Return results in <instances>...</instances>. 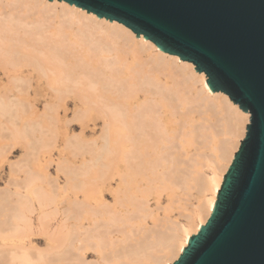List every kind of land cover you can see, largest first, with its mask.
<instances>
[{
    "label": "bare ground",
    "instance_id": "bare-ground-1",
    "mask_svg": "<svg viewBox=\"0 0 264 264\" xmlns=\"http://www.w3.org/2000/svg\"><path fill=\"white\" fill-rule=\"evenodd\" d=\"M0 71L7 91L0 99V117L10 123L13 135L24 137L29 153L36 146L31 138L40 131V122L30 125L23 118V107L31 103H66L72 107L63 112L71 116L69 123L80 124L73 128H80L81 135L98 134L91 144L101 142L95 144L96 155L81 163L84 174L91 172L81 184L79 169L58 165L64 187L73 181V190L83 191L81 199L38 195L37 187L35 199L17 193L10 200L9 190L0 195V264L175 261L210 216L249 114L224 94L212 93L192 64L136 38L117 22L56 0H0ZM76 142L68 141L74 155L88 150ZM24 158L19 164L31 157ZM140 183L148 187L142 190ZM154 190L157 195L168 192V203L157 198L152 210ZM193 190L201 198L196 206L189 202ZM119 206L126 212L133 208L128 212L137 220L119 222L116 236L111 228L121 216ZM173 210L186 219L185 225L170 219ZM55 216L59 220L53 224ZM148 217L151 227L145 223ZM36 231L58 241L41 250L32 243ZM87 251L96 254V262H87Z\"/></svg>",
    "mask_w": 264,
    "mask_h": 264
},
{
    "label": "water",
    "instance_id": "water-1",
    "mask_svg": "<svg viewBox=\"0 0 264 264\" xmlns=\"http://www.w3.org/2000/svg\"><path fill=\"white\" fill-rule=\"evenodd\" d=\"M56 1L191 63L212 93L249 113L210 216L171 264H264V0Z\"/></svg>",
    "mask_w": 264,
    "mask_h": 264
},
{
    "label": "rangeland",
    "instance_id": "rangeland-1",
    "mask_svg": "<svg viewBox=\"0 0 264 264\" xmlns=\"http://www.w3.org/2000/svg\"><path fill=\"white\" fill-rule=\"evenodd\" d=\"M199 74H201V73H199ZM2 75H3V72L0 71V79L2 78ZM6 96H7V91H6L5 87L0 84V99L4 98ZM65 104L66 103H61V105L59 107L51 104V106H49V107L52 109V111L53 110L54 111L53 112L50 111V114L48 111L49 107L47 106V104H44V103H38V104H33V105L31 103L30 105L27 104L23 107L25 109V114H23V118L25 117V119H27L28 121L31 120L30 125H33V124L35 125V124H38L40 122L38 124L40 131H38L36 133V137L31 138L33 141H34V139L37 140V141L35 140V142H36V146L38 148H36V146H35V151H34L35 153L31 152V151L29 153L28 147L26 146L27 141L24 140V137L22 138V136H19L17 134H16L17 137L18 138L20 137V138L18 139L15 134H14L15 135V137H14V135L12 133V131L14 129H12V127L10 126V123L7 121L6 118L0 117V195L2 193H4L5 191L9 190L12 192V196H10V200L17 199V197H19V195L17 193L21 194L23 197H25L26 194H30V196H31L33 194V191H35V188L39 187L38 189L36 188V191H35L38 195L43 194V192H46V193H49L51 195L54 194V196L63 197V198H65V197L66 198H73L74 196H76L77 198L81 199L83 197V191L82 190H77L78 192L76 190H73V187H72L73 186L72 184H74L73 181H72V184H71V182L69 183L70 186L68 185V187H64V185L66 183V179L64 177V174L63 173L61 174V172H59L57 170H58L59 166L60 167L65 166L66 167L67 165L71 166V169L74 171H77L79 169L76 172V174H77L76 180L80 182V183L78 182V184H81V182L82 181L84 182V179H86V176L87 177L90 176V173H91V172H86L84 174L85 169L81 166L82 165L81 163L84 164L85 162H87L84 160L89 161V159H91V156L93 157L94 155H96V151H97L96 145H97V147L100 146L99 144L101 142L95 143L96 145L91 144L93 141H96L97 139H99L98 134L92 135L90 133H87L86 135H81L80 131H79L80 128H78L80 126V124L79 123H69L71 116L70 115H64L63 112L65 110H67V111L72 110V107L71 106L66 107ZM31 109H33L34 111L31 112L32 111ZM30 113H31V116H30ZM58 113H60V114H58ZM32 118L35 121L32 120ZM21 120H23L22 117H21ZM249 121H250V115H249ZM20 123H21V121L19 122V120L18 121L16 120V125L18 127H20ZM246 124L248 125L249 122ZM73 126H78V127L73 128ZM245 133H246V130H245ZM245 133H244V135H245ZM78 134L81 136V137L79 136L80 138L78 137ZM39 136H41L40 139H39ZM73 137L78 138V140H75ZM69 140H71L72 142L78 141L74 145H81L80 147L83 146L84 149H88V150L83 152V153H79L78 155L77 154L74 155L73 149H72L73 145L72 146L68 145ZM41 142H42V144H41ZM82 142H83V145H82ZM40 145H42V147ZM42 148H44V150ZM31 153L34 155H31ZM89 155H91V156H89ZM88 157H90V158H88ZM23 158L24 159L30 158V159L29 160L26 159V161L23 164L22 163L19 164V162ZM70 162H71V164H70ZM90 165H91V163H90ZM33 170H35V171H33ZM41 172H43V173L45 172L48 178L42 179V177H41L42 173ZM88 173H89V175H88ZM34 176H36V177H34ZM28 177L32 178V179L34 177L33 181H30L32 179H28ZM28 182H31V184L30 183L28 184ZM111 183H112V185L115 184V182H111ZM145 184L144 183L138 184L139 188H141L143 190V189H145V187H148L147 186L148 184H146V185ZM141 185H142V187H141ZM143 185H144V187H143ZM177 192L179 193V191H177ZM191 193L193 196L190 197L189 202L193 206H196L198 204V201L201 198H197L198 197V195H196L197 192H195L194 190L191 191ZM167 194H168V192H164V193H159L157 195L156 190H154V192L149 197V206L151 207V209L152 210L154 209L153 208L154 203H155V200H157V198H159L161 200V202L164 206L167 205V203H168L166 201ZM104 195H105L107 202L112 203V200L110 198V193H105ZM206 196H208V195H206ZM31 197L35 199V194L32 195ZM124 206H128V202H127V204L125 203ZM124 206H121V208H120V206L118 207V209H119L118 211L120 212L121 216L118 214L117 217L120 216L121 218L118 217V220H120V219L121 220L118 221L116 218V225L114 228H111V230L114 231L113 233L112 232L111 233L113 235H116V236H120V234L117 233V232H119L120 229L117 228L116 226H119L120 224L122 225L125 222L128 223L130 217H133V219L131 220L133 222L134 221L136 222V220H137L135 218L136 215L134 213L132 215V213L130 214L128 212V211H132L133 208H131L132 210L129 209L126 212ZM192 208H193L192 206H188L187 209H189V211H190V210H192ZM122 211H123V213H122ZM133 212H134V210H133ZM157 213L160 217L159 219H161L163 216V213L161 212V210L158 211ZM169 215H170V219L172 218V220H174V221L177 220L180 222V224L185 225L187 222L186 219L181 217V215H179L178 211H176V210H173L171 213H169ZM124 217H128V218L125 219ZM52 218H54V217H49V220L50 219L52 220ZM148 218L145 219V223H148V227H151V225H152L151 224V218L150 217H148ZM56 220H59V216H55L53 224H56V222H55ZM119 222H122V223L119 224ZM117 224H119V225H117ZM39 232L40 231H36V233H35L36 235H33L34 237H32L33 238L32 243H33V246H35L41 250L46 249L47 245L50 242L56 243L58 241L57 239L49 240V236L45 231L41 232L40 234H39ZM86 258H87L86 259L87 262L93 263V262L97 261L96 254L93 253V251H87L86 252Z\"/></svg>",
    "mask_w": 264,
    "mask_h": 264
}]
</instances>
